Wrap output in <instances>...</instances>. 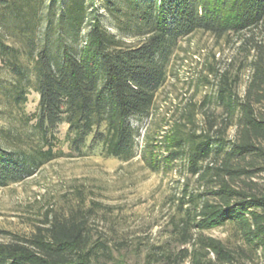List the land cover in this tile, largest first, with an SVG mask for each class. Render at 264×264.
Returning a JSON list of instances; mask_svg holds the SVG:
<instances>
[{
	"label": "trees",
	"instance_id": "16d2710c",
	"mask_svg": "<svg viewBox=\"0 0 264 264\" xmlns=\"http://www.w3.org/2000/svg\"><path fill=\"white\" fill-rule=\"evenodd\" d=\"M102 2L0 0V72L12 75L0 74V96L22 124L0 126V187L63 155L56 149L63 124L78 156L134 160V122L157 109L181 41L199 31L221 39L264 28V0ZM251 48L243 95L225 73L214 99L220 113L204 108L201 124L189 106L161 137L144 136L145 165L186 179L173 200L170 239L139 237V264H264V188L252 181L264 171V37ZM32 86L40 97L35 114L26 112ZM69 210L48 212L28 234L7 232L0 264H128L122 254L131 241L93 224L90 205ZM228 225L238 245L205 233Z\"/></svg>",
	"mask_w": 264,
	"mask_h": 264
},
{
	"label": "rangeland",
	"instance_id": "374dc122",
	"mask_svg": "<svg viewBox=\"0 0 264 264\" xmlns=\"http://www.w3.org/2000/svg\"><path fill=\"white\" fill-rule=\"evenodd\" d=\"M95 3L101 6L104 2L95 0ZM99 11L110 25L106 10L99 8ZM263 37L264 28H258L221 39L199 31L182 40L172 60L168 80L158 92L157 109L151 117L134 122L138 128V156L130 162L99 155L78 156L66 139L68 126L61 125L56 149L63 155L23 181L0 187V243L10 239L7 232L28 234L36 224H41L48 212H68L69 207L81 203L94 209L93 224L98 228L114 240L131 241L122 258L128 264H139L140 252L135 248L139 237L155 242L170 239L174 227L170 221L175 210L173 200L177 199L186 179V174L154 173L145 165L142 158L144 136L149 133L161 137L168 130L170 120L181 116L189 106L195 107L196 120L201 124L204 123V108L215 107L220 113L222 107L214 99L221 75L225 73L236 91L243 95L253 72L250 62L256 52L251 47L254 39ZM0 74L12 79L9 71ZM28 98L26 112L37 113L40 97L33 86ZM7 108L6 99L0 96V126L5 129L21 127L19 120L10 118ZM234 133V128L228 131L231 138ZM3 141L11 145L6 139ZM254 176L252 181L258 184L256 188L263 189L264 171ZM191 182L196 184L195 179ZM233 231V226L228 225L205 233L238 245L239 238ZM246 264L252 263L247 261Z\"/></svg>",
	"mask_w": 264,
	"mask_h": 264
}]
</instances>
